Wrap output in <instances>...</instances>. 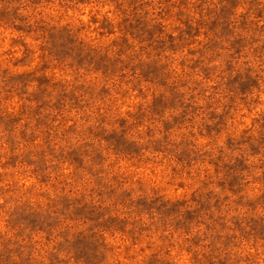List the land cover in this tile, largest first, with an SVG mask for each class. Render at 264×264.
Returning a JSON list of instances; mask_svg holds the SVG:
<instances>
[{
	"label": "rangeland",
	"instance_id": "1",
	"mask_svg": "<svg viewBox=\"0 0 264 264\" xmlns=\"http://www.w3.org/2000/svg\"><path fill=\"white\" fill-rule=\"evenodd\" d=\"M0 264H264V0H0Z\"/></svg>",
	"mask_w": 264,
	"mask_h": 264
}]
</instances>
